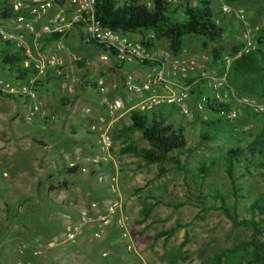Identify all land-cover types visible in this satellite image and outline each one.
I'll use <instances>...</instances> for the list:
<instances>
[{
  "label": "rangeland",
  "instance_id": "1",
  "mask_svg": "<svg viewBox=\"0 0 264 264\" xmlns=\"http://www.w3.org/2000/svg\"><path fill=\"white\" fill-rule=\"evenodd\" d=\"M148 1L136 0V2L146 5ZM199 1L201 0H177L173 7L178 8L184 2L195 6ZM209 1L213 9V20L223 31L220 43L214 46L220 50V58L218 61L213 62L210 51L202 50L199 41L187 39L184 41L182 52L177 58L182 62H187L191 59L202 62L206 77L200 78L198 72L187 70L184 77H181L180 73H176L170 79V82L176 85H185L187 81L191 82L200 78L196 83L202 82L201 95L204 94L211 98L212 88L217 83L216 80L223 78L222 88H216L226 91L227 104L232 110L240 111L239 115L230 120L231 129L228 133L214 143L198 146L199 135L196 120L197 118H205V116L201 112L193 110V104L198 97L189 92L187 99L184 101L187 113L181 116L178 110L174 109L166 121L172 124L173 127L181 124L185 128V149L175 153L183 166V171L173 169L168 164H163L167 172L156 178V165H147L143 168L139 164L135 166L138 161L128 164L119 163L120 158L117 156L120 154L117 149L121 143L117 141V143H113L109 131H106L111 141L109 156L112 153L114 154L113 160L116 168L112 165L111 160L99 161L97 164H83L78 167L84 170L80 177L83 180L88 179L90 172H92V167L97 170L99 181L95 180V183L98 184L96 185L98 186L96 190H105L106 188V192L109 195L103 205L108 204L114 198H118L119 195L123 201L128 202L124 213L128 218L127 232L130 227L133 240L127 239L131 247L129 251L124 249L125 254L123 257L127 261L125 262L126 264H209L213 254L247 240L249 236L247 230L242 227H231L230 222L220 211L211 208L212 201L209 196L212 192H217L220 196L226 198V206L239 219L249 217L248 206L250 202L255 201L258 206H264L263 187L256 171L250 170V173L243 178H238L237 174L234 175V186L239 191L235 194V197H232L230 195L232 190L231 183L223 172V166L219 158V155L226 148L237 146L246 149L247 146L253 145L254 149L257 150L264 144V116H262L264 112L255 113L252 111L254 107L264 106V92L262 93L260 90H241L238 81L231 78L229 69L232 59V48L239 45L243 46L247 33H254L264 27V0L228 4L231 10L242 11L243 17L240 20L232 17V15H224L220 12L221 0ZM60 4H52L45 14L33 23L34 30L39 29L43 25H48L52 28L55 24L48 23V20L58 10L64 12L63 20L60 23L64 24L67 21L69 23L68 27H63L64 29L70 30L75 28L74 24L82 22L75 2L68 0ZM4 11H9L10 15V10L6 3L0 0V21L3 19L1 14ZM72 16H76L75 21H72ZM25 18L29 19L26 15ZM84 27H78L80 36L83 39L86 33ZM136 35L135 39L139 37L138 34ZM152 52L154 54H167L168 51L165 43L159 41L154 42ZM122 72L126 76L125 79H133V74H136V72L143 79H146L152 74L153 69L131 62L122 66ZM12 81L14 80L8 74H4L0 78L1 85H15ZM193 88L194 85L190 89L192 92ZM115 91H118V87ZM116 97L118 96L116 95ZM113 134L114 132H112ZM139 141V137L134 138V142ZM186 150L191 152L187 153ZM116 152L118 155H116ZM261 156L264 158V153ZM213 158L218 159L212 171L204 180H199L197 176L198 166L202 163H207ZM125 164H133L134 166L125 169ZM103 165L110 166H107L106 169H101ZM12 173V175H16L17 170L13 169ZM116 174L117 179L113 180ZM11 177L12 179L14 178V176ZM123 178H126V180L120 183V179ZM78 181L77 178L73 180L77 185ZM87 185L89 186V183ZM88 186H84V190L73 191L76 196H71L72 205L76 204L82 208V205L90 199V197L84 196L87 190H93L88 188ZM110 186L117 188V192H109ZM7 191L10 194H7ZM22 191L23 194L20 195L15 190L0 189V203L3 204L6 211L9 209L12 213L19 206L35 202L33 190ZM38 192H41V190H38ZM81 192L84 193L81 195ZM41 193H39L40 197H42ZM30 195L34 196V198ZM96 195H99V192ZM151 199L159 200V204L150 211L147 219L142 224L139 222V210L142 206L151 203ZM63 202L64 200L61 201L60 206L63 205ZM47 206V204H43L42 213H45L50 208ZM77 206H74L75 210H79ZM37 214L36 210H26L19 212V217H17L15 223H13L12 218L7 221L5 226H1L2 224L0 223V264H91L85 259L72 257L71 254H68L70 257L68 259L62 255L58 256V250L45 249L46 245L43 240L35 242L34 240L37 239L34 238L37 237L32 235V231L35 230L33 216L36 217ZM70 220L74 221L73 218ZM72 224L74 223L71 222L70 225ZM175 224H181L185 227L177 229L166 239H164V236L158 235V233L167 230ZM117 232L119 231L117 230ZM184 234L186 242L182 246L181 242ZM86 235H89V232ZM4 236L8 237L5 241H3ZM63 236L62 234L59 239H64ZM118 237L120 238V235ZM125 244L126 242L124 241V247ZM63 246L65 245L63 244ZM19 247H22L21 252H19ZM34 250H39L40 254L33 255ZM94 260L97 261L96 259Z\"/></svg>",
  "mask_w": 264,
  "mask_h": 264
},
{
  "label": "crops",
  "instance_id": "2",
  "mask_svg": "<svg viewBox=\"0 0 264 264\" xmlns=\"http://www.w3.org/2000/svg\"><path fill=\"white\" fill-rule=\"evenodd\" d=\"M63 2L67 1L61 3ZM71 18L75 21L76 16ZM60 22L51 28L54 31L51 33H58L55 30H61L63 33L58 40L47 42L44 39L45 35L37 38L34 34L27 33L21 35L20 43L30 49L34 60L40 56L60 57L64 62V77L61 79L47 77L39 80L33 88L32 95L27 97L14 96L10 99L0 96V189L15 190L20 195L23 194L22 190H33L35 195V198L30 195L34 198V203L19 206L12 213L9 209L6 211L0 203V223L1 226H5L10 218L15 223L19 212L36 210L38 214L36 217L33 216L35 230L32 231V235L37 237L34 238L37 239L35 242L43 240L45 249L58 250L57 255L67 259L70 258L68 254H71L72 257L85 259L91 264H126L127 261L123 257L124 241L118 237V227L114 222L104 228L99 239L92 238L95 230L92 222L82 227L81 233L73 243L59 239L71 226L70 223L77 221L79 212L87 213L86 217L89 219L93 218L103 212L107 205L103 204L109 197L106 188L96 190L98 184L95 180L99 181L96 169L92 167L88 179L83 180L78 170L73 174L68 173L69 165L74 164L78 168L80 165L100 160L96 139L106 131L111 134L113 143H121L118 149L129 142H133L138 148H146L142 140L134 142V138L139 137L136 132L119 139L115 138L117 132L129 124L127 114L133 107L124 100L123 83L126 76L122 72V66L131 62H115L113 58L101 61L99 54L102 53L95 51L81 38L78 27L83 26L80 23L74 24L75 28L67 30L63 27H68V21L64 24ZM135 37L136 34H131V38ZM70 55L77 56L82 62L74 64L70 60ZM153 72L150 76L154 74ZM4 74L6 72L1 71L0 78ZM133 76L131 80H144L137 72ZM12 82L17 84L16 81ZM117 87L118 91H115ZM114 100L121 101V106L110 116L106 112V106L112 104ZM33 107L36 108L35 111L32 110ZM99 119L102 120L101 123ZM117 157L120 158L119 163L138 161L135 166L139 164L145 167L135 157L129 155ZM113 159L112 153L109 160L116 168ZM126 164L125 169L134 166ZM107 166L103 165L101 169H106ZM13 169L17 170L16 175H12ZM75 178L79 180L78 185L73 182ZM116 179L117 174L113 180ZM125 180L126 178L120 179V183ZM61 182L67 183L64 189L49 191L51 187L56 188ZM84 186L93 189L87 190L84 195L90 199L82 208L76 204L72 205L71 196H76L73 191L84 190ZM97 192L99 195H96ZM83 193L81 192V195ZM7 194L10 193L7 191ZM118 198L121 205L123 204L124 212L128 202L123 201L120 195ZM62 200L64 202L60 206ZM43 204L50 207L45 213H42ZM74 206L79 210H75ZM71 218L74 221H71ZM128 229V239L132 241V229L130 227ZM87 232L89 235H86ZM7 238L4 236L3 241ZM60 245L62 246L59 247Z\"/></svg>",
  "mask_w": 264,
  "mask_h": 264
},
{
  "label": "trees",
  "instance_id": "3",
  "mask_svg": "<svg viewBox=\"0 0 264 264\" xmlns=\"http://www.w3.org/2000/svg\"><path fill=\"white\" fill-rule=\"evenodd\" d=\"M91 1L92 17L100 28L124 35L138 34L139 43L148 52H152L154 42L163 41L171 56L177 57L182 52L184 41L188 39L199 41L202 50H209L213 62L220 58V50L214 46L220 43L223 31L213 20V9L209 0H201L195 6L184 2L178 8L171 6L167 0H149L147 5L140 4L136 0ZM245 1L252 0H222L227 5ZM61 2H56V4L61 5ZM8 12L4 11L1 17H9ZM80 25L84 26L86 22L82 21ZM62 36L63 33L61 32L52 33L45 35L44 39L47 42L55 41ZM86 44L99 53L106 51L103 45L95 41L89 40ZM252 46V50L246 52L241 51L242 45L232 48L231 54L236 57L229 66L230 76L238 81L241 90H260L263 93L264 27L254 32ZM108 53L112 56V52ZM23 59L20 49H16L13 42H0V70L5 71L14 81L20 82L31 73L29 67L22 68ZM134 62L146 68L158 66L156 61L135 60ZM187 83L189 82L187 81ZM198 83L194 85L193 92L192 90L189 91L197 97L201 95L202 86L201 81ZM0 96L14 98L13 95L2 92H0ZM174 109L177 108L173 104H168L149 112L130 110L127 114L129 124L122 127L115 136V138L125 137L133 132L139 134V138L146 144V148H138L133 142H129L122 146L118 152L120 155H129L139 159L143 166L156 165V178L167 172L163 164L183 171V166L175 153L185 149V128L181 124L173 127L172 124L166 122ZM227 111L228 105L217 103L215 100H209L203 106L201 113L205 118H197L196 120L199 135L198 146L214 143L228 133L231 129L230 120L220 116L221 113L224 114ZM181 116L183 115L181 114ZM246 149L237 146L230 147L223 150L222 154L219 155L223 172L231 183L230 195L232 197H235L239 191L234 186V175L237 174L238 178H243L250 173V170L256 171L264 193V158L261 156L264 153V144L257 150L254 149L253 145L247 146ZM186 152L190 153L191 151L186 150ZM217 159L213 158L198 166L197 176L199 180H204L210 174ZM77 170V166H74L68 169V173L73 174ZM66 185V182H61L56 188L51 187L49 191H54V189L59 191L64 189ZM209 197L212 201L211 208L220 211L230 222L231 227H242L249 233L247 240L213 254L209 264H264V206H258L255 201L250 202L248 206L249 217L239 219L226 206V198L217 192H212ZM158 204L159 200L151 199V203L142 206L139 210V222H144L150 211ZM256 218H258L257 221ZM182 227L185 226L175 224L158 233V235L164 236L166 239ZM185 242L186 236L184 234L181 245L184 246Z\"/></svg>",
  "mask_w": 264,
  "mask_h": 264
},
{
  "label": "built area",
  "instance_id": "4",
  "mask_svg": "<svg viewBox=\"0 0 264 264\" xmlns=\"http://www.w3.org/2000/svg\"><path fill=\"white\" fill-rule=\"evenodd\" d=\"M6 3V6L10 10V16L3 18L0 21V42L11 41L13 46L20 49V54L24 57L22 62V68L29 67L31 73L24 80L18 82L15 85H1L0 92L10 94L13 96H30L33 93L35 84L47 77L61 79L64 77V62L60 57L56 56H43L37 60L32 58L30 49L24 47L20 43V37L23 34H34L37 38L41 35L52 34V29L48 25H43L39 29L34 30L33 23H35L45 12L51 7L52 4H56L59 1L68 0H2ZM75 2L77 12L81 18V21H85V35L84 41H95L101 44L105 48V53L100 54L101 61H107L108 59H114L115 62H134L149 61L158 62V66L154 67L155 70L152 76L142 80L135 81L126 79L123 83L124 100L130 103L131 110H137L139 112H149L162 105L173 104L178 112L182 115L187 113L185 109L184 101L187 99L189 91L196 81L200 78H205V72L203 64L200 61L188 60L187 62L180 61L177 57L171 56L169 52L167 54H154L148 52L141 46L138 38H131V35H124L119 32L110 31L108 29L100 28L92 17V1L91 0H70ZM177 0H167L171 6L176 3ZM220 12L224 15H232V17L240 20L242 19L241 10H231L227 4L221 0ZM64 12L62 10L56 11L48 23H54L55 25L63 20ZM25 15L27 16L26 19ZM54 25V26H55ZM8 31V32H7ZM58 33L61 30H55ZM254 33H247L245 37V43L242 46V52L252 50V38ZM108 52H112V56ZM238 55V54H237ZM236 56H232L231 61ZM70 60L77 64L81 60L75 56L70 55ZM187 70L195 71L199 73V79L191 81L187 84L176 85L170 82V79L180 73L181 77H184ZM217 83L212 88L211 98L207 95H200L193 104V110L195 112H201L205 104L209 100H215L217 103L228 105L227 93L222 88L223 78L217 79ZM121 106V101L114 100L112 104L106 106V112L112 116L116 109ZM36 110L35 107L32 109ZM255 113H263L264 106H257L252 109ZM240 114L239 110H232L228 106V111L220 116L226 120H233ZM100 123L101 119L98 120ZM96 145L98 153L101 156L100 160H94L91 164H97L99 161L109 160V149L111 148V141L106 132L100 134L96 139ZM70 168L74 167V164L69 165ZM80 173H83V169H79ZM113 181V180H112ZM117 188L110 186L109 192L116 193ZM118 194V193H117ZM88 222L94 224L95 230L92 234L93 239H99L104 231V228L110 226L114 222L118 227L121 240L125 241L126 251L130 250V243L127 241V226L128 218L123 212L121 202L119 198L112 199L104 208L102 213H98L93 218H87L85 212H79L77 221L69 226L64 234V242L73 243L75 238L81 233L82 227ZM22 247H19L21 252ZM39 250H34L33 255H39Z\"/></svg>",
  "mask_w": 264,
  "mask_h": 264
}]
</instances>
